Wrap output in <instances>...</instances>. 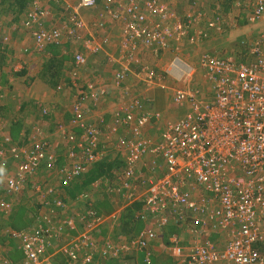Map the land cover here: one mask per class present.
<instances>
[{
  "label": "built area",
  "instance_id": "obj_1",
  "mask_svg": "<svg viewBox=\"0 0 264 264\" xmlns=\"http://www.w3.org/2000/svg\"><path fill=\"white\" fill-rule=\"evenodd\" d=\"M249 1L251 4H243L248 21L252 24L264 21V0ZM109 3L102 16L119 22L123 37L121 67L113 77L116 88L125 84L141 52L142 55L163 52L201 20L192 13L180 17L164 0H114V6L111 0ZM78 6L91 9L96 6V0L91 3L79 0ZM72 12L65 27L46 26L50 13L35 1L23 26L34 31L33 41L42 51L62 44L66 35L78 37L87 27L81 14ZM221 25L212 20L208 30L220 31ZM106 44L105 39L100 38L99 42L92 35L85 52L96 55ZM242 46L249 58L245 62H238L230 55L220 57L217 52L201 55L200 67L207 74L212 98L202 101L197 97L198 92L176 91L175 101L190 103L191 109L182 119L167 122L159 143L148 141L144 135L157 115L147 113L140 98L121 105L112 113L110 122L102 116L90 117L88 103L97 106L111 90L99 82L86 84L88 91H81L72 108L70 121L75 135L70 133L66 137L70 143L64 160L50 152L45 142L28 148L9 138L0 140V157H11L15 166V175H10L11 166L2 164L7 195H21L29 178L42 168L59 176L62 187L75 183L100 160L103 136L116 134L120 136L117 145L126 155L129 170H134L147 155L161 157L166 164L165 173L145 192V211L140 218L144 226L178 225L190 219L196 228L209 224L232 234L224 251H219L209 240L193 241L190 247H185L173 235L169 248L173 264H264V252L255 246H264V34L251 41L244 40ZM29 51L30 48L24 50L26 54ZM85 52L78 50L75 54L77 68L88 62ZM195 72L194 66L175 56L163 74L142 65L136 68L135 76L149 85L167 76L185 86L190 84ZM44 114H48L47 110ZM60 129L64 131L63 126ZM35 189L38 193L42 191L41 186ZM48 194L55 198L57 209L66 208V202L57 197L54 189L50 188ZM83 197L88 199L89 195ZM0 208L10 211L11 204L1 202ZM101 216L89 201L86 214L78 212L65 219L49 218L29 228L10 229L8 238L21 251L25 264H59L60 258L65 262L92 264L100 255H109L108 259L114 260L133 251L144 253L143 258L137 256L136 264H153L149 249L156 238L155 229L145 228L122 247L111 243L101 251L100 240L92 237L106 223ZM61 241L62 245L58 246ZM0 264H11L9 257H3Z\"/></svg>",
  "mask_w": 264,
  "mask_h": 264
},
{
  "label": "rangeland",
  "instance_id": "obj_2",
  "mask_svg": "<svg viewBox=\"0 0 264 264\" xmlns=\"http://www.w3.org/2000/svg\"><path fill=\"white\" fill-rule=\"evenodd\" d=\"M7 1L10 0H0V140L9 138L18 144H25L28 148L45 142L50 147V152H53L59 160H64L67 154V144L70 143L66 137L70 133L75 135L70 121L74 100L76 102L79 97L75 89L82 88L91 82L114 86L113 77L116 72V62L113 63L110 57L112 56L115 60L120 57L121 61L122 26L119 22L111 21L102 16L105 6L110 4L109 0H96V6L91 9L79 8V0H64V4L63 2L56 4L50 0H37L40 6L48 10L52 16L54 24H50L59 28L65 27L68 24V15L76 10L81 14V18L87 26L79 33L78 37L66 35L62 44L52 46L53 48L48 46L40 51L33 41L34 31L26 30L23 26L30 6L25 13L20 14L19 19H16L17 13H12L15 10L14 4H8ZM111 2L114 6V0ZM164 2L180 17L192 13L201 20L186 36L172 42L169 48L163 52H144L143 55L141 52L137 66L132 68L133 72L126 79L125 84L122 88L114 86L109 94L110 98H108V100L114 101L116 95L120 102L110 110L112 113L131 99L140 98L145 107L144 110L153 116L157 115L152 120V126L148 127L144 133L146 139L153 143L160 142L167 122L178 121L190 112V103L179 104L175 101L176 91L190 89L198 92V99L202 101L211 100L212 87L206 72L200 67L202 54L217 52L220 57L230 55L238 62H245L244 60H249V58H247L246 51L243 50L242 42L244 40L251 41L260 33L264 34V21L252 24L244 12L243 4H251L249 0H164ZM119 5L121 6L120 3ZM212 20L221 22L220 31L208 30V24ZM45 25L49 26L47 23ZM197 34L198 37L196 38ZM92 35L99 42L100 38L105 39L107 44L103 51L92 55L93 58L91 59V54H87L85 48ZM5 38L8 40L6 41ZM31 41L34 46H31ZM82 47L88 62L80 69L76 67L72 58L69 55L65 56V54L69 51L76 52ZM26 48H31L27 54L24 53ZM33 51L42 54L37 56L39 62L31 65L32 73L25 76L26 73H19L21 71L16 70L18 65H24V58L33 55L31 54ZM175 56H179L195 67L196 72L190 84L184 86L177 84L167 76H162L160 82L149 85L142 79L139 81L135 76L136 68L138 66L141 68L142 65L154 68L156 72L163 74ZM50 60L56 61L53 62L52 68L44 74L43 82L37 74H39L42 64L48 63ZM63 68H65L64 72ZM100 69L101 71L107 70V72L101 76L99 74L95 78V72L98 74ZM53 77L59 79L58 85L46 84L45 80H53ZM133 78L136 79V82L133 81ZM72 83L79 86L74 89L71 86ZM126 84L131 85L126 86ZM17 86L21 87V90L13 89H16ZM64 94L67 101L65 100L66 105L61 106L59 102ZM47 98L49 100H45ZM26 104L29 106L26 107ZM57 104L61 107L58 108ZM104 106L100 100L98 105L91 109L90 117L97 119L103 111L109 112L104 110ZM46 110L47 115L44 114ZM56 113L65 116L63 118V132L60 129V124L57 123ZM111 115H109L108 122ZM68 117L70 119L64 122ZM38 130L40 131L39 134ZM55 132L56 134H53ZM119 137L110 133L103 136L100 145L101 157L96 164L104 167L107 165L109 168L96 181L86 185V188L74 195L70 192L73 187H70L68 192L67 188H63L58 183L60 179L54 172L46 171V174L42 176L38 171L29 178L21 195L12 197L6 193L5 177H0V203L11 204L10 211L6 212L0 208V260L8 256L11 264H25L23 259L13 258L12 244L8 238L10 229L18 230L20 228L19 230H21L39 223L43 224L49 218L65 219L78 212L86 214L84 210L88 204L84 205L85 200L92 202L94 207L103 213L101 219L106 221L105 225L99 227V230H95L92 236L96 240H100L101 251L111 243H114L118 248L122 247L124 242L137 237L145 228L155 229L156 232V238L151 242L149 249L153 264H173L169 250L170 238L173 235H176L185 247H190L193 241L204 243L209 240L216 245L219 251L226 249L232 238L231 232L214 229L209 224L202 228H196L190 219H186L178 222V225L161 226L155 223L149 224L147 227L143 225L140 218L145 211V192L165 173L166 164L161 157L147 155L143 157L134 170H129L126 167V155L117 145ZM3 163L11 166L10 175H15L13 159L7 156L5 158L0 157V166ZM59 164H62V161H59ZM82 177L79 176L76 182H79ZM37 186L42 187L43 195L36 191ZM188 187H192L191 183H188ZM50 188L55 190L57 197L66 202V208L57 209L53 203L55 198L48 194ZM87 195H89L88 199L83 197ZM129 214L133 217H129ZM112 215H114L113 219H111ZM62 243L63 241L58 242V246ZM255 246L258 249L264 248L262 244ZM119 255H122V252ZM137 256L143 258L144 253L133 251L131 254L123 255L114 260L108 259L110 258L109 255H100L95 258L92 264H135L139 261ZM64 261L60 259L57 263L82 264L70 261L65 263ZM218 264L229 263L221 262Z\"/></svg>",
  "mask_w": 264,
  "mask_h": 264
},
{
  "label": "crops",
  "instance_id": "obj_3",
  "mask_svg": "<svg viewBox=\"0 0 264 264\" xmlns=\"http://www.w3.org/2000/svg\"><path fill=\"white\" fill-rule=\"evenodd\" d=\"M67 1V0H66ZM60 9V8H59ZM103 13V12H102ZM261 34V33H260ZM32 42V41H31ZM26 46V45H25ZM31 46H34L33 45V42H32V44H31ZM106 47V45H104L103 46V50H104V48ZM79 49V48H78ZM113 49H114V47H113ZM30 50H31V48H30ZM79 50H81V51H83L84 52V49H83V47L81 48V49H79ZM102 50V51H103ZM77 51L78 50H76V52L74 53V52H72V51H69L67 54H65V56H67V55H69L71 58H72V60L74 61V56H75V54L77 53ZM120 51V50H119ZM36 51H33L31 54H33V55H31V54H29V55H31V56H29V57H26V58H24V61H25V63H24V65H18V68H17V70L16 71H21V72H19V73H26V75L25 76H29L31 73H32V70H31V65L32 64H37V62H39L38 60H37V56L40 54H42V53H39V52H37V53H35ZM25 53V52H24ZM35 53V54H34ZM26 54V53H25ZM25 54H23L24 56H28V55H25ZM63 54H64V51H63ZM35 58V61H33V59ZM39 58V57H38ZM93 57L91 56V59H92ZM111 59H112V62L114 63V62H116V65H115V71H117V70H119L120 69V67H121V62H120V57L118 58V60H115V58H113L112 56L110 57ZM64 59V58H63ZM61 65V64H60ZM41 68V70H40V72H39V74H37V75H39L42 79L41 80H43V82H44V74H46L48 71H49V69H51L52 68V66L49 64V62L48 63H43L42 64V66L40 67ZM19 69V70H18ZM24 69V70H23ZM23 70V71H22ZM60 71H62V70H60ZM65 71V68H63V72ZM107 72V70L106 71H101V69H100V71L98 72V74H97V72H95V78H97V76L100 74V76H101V74L102 75H104L105 73ZM112 72H114V70L112 69ZM41 73V74H40ZM59 74V73H58ZM112 77H113V74H112ZM25 80H26V78H25ZM58 78H54L53 77V80H50V81H48V80H45L46 81V84L48 83L49 85L51 84V83H53V84H55V85H58ZM133 81L134 82H136V79L135 78H133ZM140 81V80H139ZM42 82V83H43ZM58 82V83H57ZM52 84V85H53ZM45 85V84H44ZM129 85H131V84H126V86H129ZM16 86V85H15ZM61 86V85H60ZM59 86V87H60ZM71 86L75 89V87H77V86H79L78 84H76V83H72L71 84ZM105 87H106V89H108V90H111L114 86L113 85H104ZM125 86V87H126ZM58 87V86H57ZM58 87V88H59ZM72 87H69V88H71L72 89ZM14 90H16V91H19V90H21V87H16V89L15 88H13ZM116 89V88H115ZM76 90V93L78 94V96L80 95V93H81V91H88V89H87V86L85 85V88H84V86H83V88H81V87H79V89H75ZM129 90H131V89H129ZM122 92V91H121ZM118 93V92H117ZM43 94V93H42ZM67 98H69V97H67ZM108 98H110L109 97V95L108 96H106L104 99H102V101L101 102H103V105H105L104 106V110H108L109 112H107V111H103L100 115L104 118V119H106V120H108V118H109V115H111V111L110 110H112L113 108H115L116 107V105H117V103H120L118 100V98H117V96L115 95L114 96V101H110V100H108ZM45 100H49L48 98L47 99H45ZM61 101L59 102V104L62 106V105H66L65 104V94H64V96H61V99H60ZM67 101V100H66ZM110 101V102H109ZM122 101V100H121ZM113 102H114V105H113ZM26 103H28V102H26ZM74 103H75V100H74ZM31 104V103H30ZM33 104H36V103H33ZM102 104V103H101ZM29 106V104H26V107H28ZM61 106H59L58 104H57V107L59 108V107H61ZM88 106H89V108H90V110L93 108V107H96L95 105H94V103L93 102H89L88 103ZM99 106H100V104H99ZM96 110V109H95ZM111 112V113H110ZM96 114V113H95ZM112 116V115H111ZM55 117H56V119H57V123L58 124H60L59 126L61 127V126H63V118H65V116L64 115H59L58 113H56L55 114ZM70 119V117H68L64 122H66L67 120H69ZM110 120H111V118H110ZM110 120H109V122H110ZM56 122V121H55ZM53 134H56V132L55 133H53ZM46 169H44V168H42L38 173L40 174V175H42V176H44L45 174H46ZM47 172H52V171H47ZM38 177H40V176H38ZM58 178L60 179V177L58 176ZM58 183H60V185H61V179L60 180H58ZM36 194H38L37 192H36ZM40 194L41 195H43L42 194V192H40ZM39 195V194H38ZM86 204H89V201H86L85 200V203H84V205H86ZM88 209V207L87 208H85V210L84 211H86ZM97 210V209H96ZM99 213H101L99 210H97ZM101 214H103V213H101ZM105 225V224H104ZM103 226V225H102ZM101 228V227H100ZM100 228H98V229H96V230H99ZM129 240V239H128ZM153 242V241H152ZM154 245L152 244V247H153ZM260 250H262L263 251V249L264 248H259ZM11 250H13V258H17V259H23V255H22V253H21V251L20 250H17L13 245H12V247H11ZM264 252V251H263ZM139 259V258H138Z\"/></svg>",
  "mask_w": 264,
  "mask_h": 264
},
{
  "label": "trees",
  "instance_id": "obj_4",
  "mask_svg": "<svg viewBox=\"0 0 264 264\" xmlns=\"http://www.w3.org/2000/svg\"><path fill=\"white\" fill-rule=\"evenodd\" d=\"M33 0H10V1H7L8 2V4H14V6H15V10L14 11H12V13H17V17H16V19H19V17H20V14H23V13H25V11L27 10V8L29 7V10L31 9V7H32V5L31 4H33L35 1H37V0H34L33 2H32ZM29 10L27 11V13L29 12ZM27 15V14H26ZM53 20V18H52V16H50L49 17V19H48V23H47V25H49L50 23H52V24H54V20ZM50 21H52V22H50ZM49 48H53L52 46H49ZM55 49H58V47H55ZM54 61H56V60H54ZM54 61H49V64L52 66L53 65V62ZM58 75V74H57ZM143 108L145 109V107L143 106ZM109 167H107V165L104 167V166H102V165H95L90 171H89V173H87V174H84V176L79 180V182H75V183H73V184H71V185H68V186H66V187H63V188H67L66 190L69 192V188L70 187H73V189H71L70 190V192L74 195V194H76V193H79L80 192V190H82V189H84V188H86V185H88V184H90V183H93L94 181H96L100 176H102L103 174H105L106 172H105V170H107ZM82 194V193H81ZM138 207H140V206H138ZM129 217L130 216H132L133 217V215H128ZM131 217V218H132ZM16 229V228H15ZM20 229V228H19ZM18 229V230H19ZM61 259V258H60ZM59 259V260H60ZM63 261H64V259H62ZM65 262V261H64ZM65 263H68V262H65ZM136 263H138V261L137 262H135V264Z\"/></svg>",
  "mask_w": 264,
  "mask_h": 264
},
{
  "label": "clouds",
  "instance_id": "obj_5",
  "mask_svg": "<svg viewBox=\"0 0 264 264\" xmlns=\"http://www.w3.org/2000/svg\"><path fill=\"white\" fill-rule=\"evenodd\" d=\"M88 3H91V0H87ZM4 174V168L0 166V177H2Z\"/></svg>",
  "mask_w": 264,
  "mask_h": 264
}]
</instances>
